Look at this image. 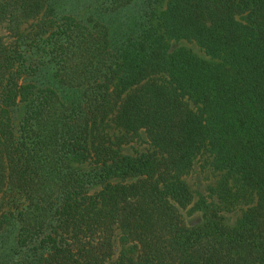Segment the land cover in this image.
<instances>
[{
  "label": "trees",
  "instance_id": "16d2710c",
  "mask_svg": "<svg viewBox=\"0 0 264 264\" xmlns=\"http://www.w3.org/2000/svg\"><path fill=\"white\" fill-rule=\"evenodd\" d=\"M101 2L118 24L0 0L10 264H264V0ZM202 156L255 197L233 226L186 181Z\"/></svg>",
  "mask_w": 264,
  "mask_h": 264
},
{
  "label": "rangeland",
  "instance_id": "374dc122",
  "mask_svg": "<svg viewBox=\"0 0 264 264\" xmlns=\"http://www.w3.org/2000/svg\"><path fill=\"white\" fill-rule=\"evenodd\" d=\"M46 4H51L55 8L54 17L62 15H69L75 17L79 21H86L88 19L96 20L103 24H112L110 14L103 13L101 0H44ZM140 5V3H138ZM46 7V6H45ZM137 11V8L131 10V13ZM115 19V24H118L123 15H111ZM40 17V16H39ZM36 23V22H35ZM31 24V21L29 22ZM28 24L22 26V29L27 28ZM3 35L4 42L9 43V34L3 28L0 30ZM186 47H190L198 56L203 57L202 52L195 44L182 43ZM179 45V44H178ZM53 70L51 68L43 69L38 76L39 82L46 83L50 87L55 88L52 79ZM16 116L20 112L15 113ZM148 139L144 132H140L137 137H132L129 144L124 146L123 153L135 156L144 153L149 149ZM206 156L200 157L194 164L192 171L187 176L186 181L191 186L193 191L200 196H203L209 202L220 208L221 216L225 224L233 226L235 222L241 217L244 211L254 205L255 197L251 192L245 188L239 181L236 175L227 172H217L209 167L204 159ZM197 214L188 217V224H195L198 221ZM15 238V231L13 226H8L0 233V259L1 264H10L9 252L13 247Z\"/></svg>",
  "mask_w": 264,
  "mask_h": 264
}]
</instances>
